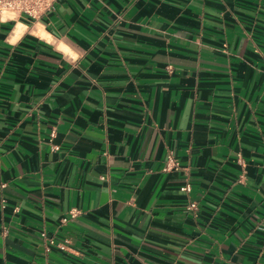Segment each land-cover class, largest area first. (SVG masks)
I'll use <instances>...</instances> for the list:
<instances>
[{
  "label": "crops",
  "instance_id": "obj_1",
  "mask_svg": "<svg viewBox=\"0 0 264 264\" xmlns=\"http://www.w3.org/2000/svg\"><path fill=\"white\" fill-rule=\"evenodd\" d=\"M0 264H264V0L0 17Z\"/></svg>",
  "mask_w": 264,
  "mask_h": 264
},
{
  "label": "built area",
  "instance_id": "obj_2",
  "mask_svg": "<svg viewBox=\"0 0 264 264\" xmlns=\"http://www.w3.org/2000/svg\"><path fill=\"white\" fill-rule=\"evenodd\" d=\"M57 0H0V17L7 16V18H16L18 15H24L31 20H38L43 15L51 12L56 4ZM54 135V133H52ZM57 149L58 146L54 145ZM166 170H181L182 165L176 160L173 154H169L167 162L165 165ZM182 189L190 192L192 190L191 183L187 180L182 186ZM4 206V205H3ZM188 210L197 211L198 204L196 202H190L187 207ZM80 210L78 208H71L67 215L61 219V221L67 222L70 218L78 216ZM9 233V228L6 225L2 226V234L7 235ZM45 237L46 234L42 233ZM50 244H56L59 248H65V244L61 242H56L54 239H49Z\"/></svg>",
  "mask_w": 264,
  "mask_h": 264
}]
</instances>
